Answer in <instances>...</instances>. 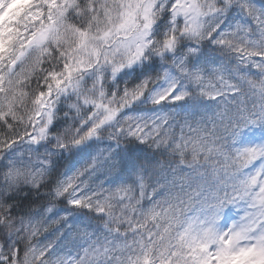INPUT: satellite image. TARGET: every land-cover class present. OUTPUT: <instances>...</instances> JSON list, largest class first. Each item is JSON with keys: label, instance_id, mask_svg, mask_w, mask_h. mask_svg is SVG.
I'll return each mask as SVG.
<instances>
[{"label": "snow or ice", "instance_id": "6c2138e0", "mask_svg": "<svg viewBox=\"0 0 264 264\" xmlns=\"http://www.w3.org/2000/svg\"><path fill=\"white\" fill-rule=\"evenodd\" d=\"M0 264H264V0H0Z\"/></svg>", "mask_w": 264, "mask_h": 264}, {"label": "trees", "instance_id": "16d2710c", "mask_svg": "<svg viewBox=\"0 0 264 264\" xmlns=\"http://www.w3.org/2000/svg\"><path fill=\"white\" fill-rule=\"evenodd\" d=\"M258 2H259V0H258ZM200 115H203V116H205V118H207V116L212 115V113H211V112H209V113H199L198 116H197V118H199ZM185 131H187V129H185ZM176 134L179 135V127H177V129H176ZM99 147H100V148H103L104 145L101 144V145H99ZM66 163H67V161L62 160V161H61V164H60L58 167H62V166H63L64 164H66ZM146 206H147V205H146ZM94 223H99V222H98V221H94ZM89 231H91V229H89ZM94 238H95V237H94ZM72 251L74 252L75 249H73Z\"/></svg>", "mask_w": 264, "mask_h": 264}, {"label": "rangeland", "instance_id": "374dc122", "mask_svg": "<svg viewBox=\"0 0 264 264\" xmlns=\"http://www.w3.org/2000/svg\"><path fill=\"white\" fill-rule=\"evenodd\" d=\"M235 214H236V210H233L232 216L235 217ZM229 222H230V221H229Z\"/></svg>", "mask_w": 264, "mask_h": 264}]
</instances>
